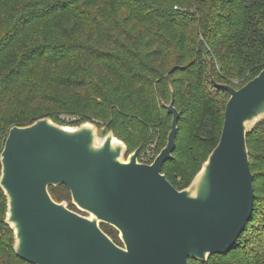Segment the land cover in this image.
<instances>
[{
	"label": "trees",
	"instance_id": "16d2710c",
	"mask_svg": "<svg viewBox=\"0 0 264 264\" xmlns=\"http://www.w3.org/2000/svg\"><path fill=\"white\" fill-rule=\"evenodd\" d=\"M262 69L264 0H0V154L12 127L44 118L63 126L59 116L73 115V125L111 131L125 157L139 149L138 161L151 164L166 145L173 99L175 149L161 173L180 191L219 141L229 94L216 85L240 89ZM246 147L252 217L227 254L188 264H264V119ZM48 193L81 213L65 186ZM6 208L0 189V264H27L13 251ZM100 228L122 246L116 230Z\"/></svg>",
	"mask_w": 264,
	"mask_h": 264
},
{
	"label": "water",
	"instance_id": "95a60500",
	"mask_svg": "<svg viewBox=\"0 0 264 264\" xmlns=\"http://www.w3.org/2000/svg\"><path fill=\"white\" fill-rule=\"evenodd\" d=\"M216 87L229 94L219 141L180 191L161 173L175 149L173 99L166 145L151 164L138 161L139 149L125 157V144L92 123L67 128L44 118L12 127L0 189L15 255L27 264H188L227 254L254 210L246 135L264 119V69L240 89ZM59 185L88 217L53 201L48 188Z\"/></svg>",
	"mask_w": 264,
	"mask_h": 264
},
{
	"label": "rangeland",
	"instance_id": "374dc122",
	"mask_svg": "<svg viewBox=\"0 0 264 264\" xmlns=\"http://www.w3.org/2000/svg\"><path fill=\"white\" fill-rule=\"evenodd\" d=\"M105 1H107L108 4H110V0H105ZM99 19L102 20L101 17H99ZM142 26H144L143 23H136V24H135V28H137V29L141 28ZM59 120H61V121L64 123L63 126H62V125H59V126H62V127L75 128V127L81 125V124H80V125H73L77 120H79L78 118H76V117L73 116V115H60V116H59ZM86 123H90V122H86ZM155 146H156V144L151 145V146L149 147V149L146 151L147 154H148L149 156L152 155L151 152H152V150L155 149ZM80 214H82V215L85 216V217H88L87 214H84V213H80ZM4 234L6 235V239H7V238H8V237H7L8 234H6V233H4ZM5 263H6V264H16L14 261H5Z\"/></svg>",
	"mask_w": 264,
	"mask_h": 264
}]
</instances>
